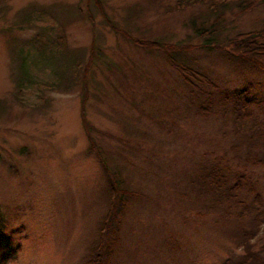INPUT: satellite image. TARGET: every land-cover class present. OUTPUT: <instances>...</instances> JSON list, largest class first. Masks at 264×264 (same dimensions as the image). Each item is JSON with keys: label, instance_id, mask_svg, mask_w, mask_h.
Instances as JSON below:
<instances>
[{"label": "rangeland", "instance_id": "obj_1", "mask_svg": "<svg viewBox=\"0 0 264 264\" xmlns=\"http://www.w3.org/2000/svg\"><path fill=\"white\" fill-rule=\"evenodd\" d=\"M208 1L225 12L219 41L264 27L263 6L246 12L219 6L230 0H0L1 264H88L110 210L106 190L114 168L137 195L125 210L112 264H237L244 258L229 223L203 208L188 178L223 159L264 197V167L245 169L234 157L224 132L232 128V114L223 111L226 93L252 83L247 97L264 121V70L221 43L202 47L189 23L209 14L206 23L214 20ZM38 37L53 52L81 53L70 87L36 85L35 78L55 80L58 62L65 66L61 54L52 53L49 64L43 60ZM19 47L30 76L17 86ZM169 55L207 79L188 82ZM199 106L209 113H199ZM261 259L258 264L264 252Z\"/></svg>", "mask_w": 264, "mask_h": 264}, {"label": "trees", "instance_id": "obj_2", "mask_svg": "<svg viewBox=\"0 0 264 264\" xmlns=\"http://www.w3.org/2000/svg\"><path fill=\"white\" fill-rule=\"evenodd\" d=\"M181 1L193 4L195 0ZM98 3L103 8L102 3L100 1H98ZM209 3L212 6L211 14L214 16V20L208 22V24L206 23V21L211 18L209 14L207 18L202 21L194 17L189 23L194 34L202 39V47L214 50L217 49L221 43V46H225L227 53L230 55L250 64L252 67L264 70V27L247 32H239L229 39L219 41V26L224 22L223 14L225 12L223 9L220 10L216 3ZM260 5L264 7V0H230L226 3L223 2L219 6L226 9L236 8L239 12H246ZM22 16L26 22L30 21L27 15L25 16L23 14ZM124 35L134 37L125 31ZM38 40H40V43L36 42L38 43L36 48L40 55L43 56V60H46L48 63L52 53L56 55L61 54L65 56H63L65 66H61L63 61L58 62L60 67H58L57 70L53 68L51 71L54 72L53 76H56L55 80L51 82L44 80L38 81L37 78H35L33 80L36 82V85L46 84L44 86L49 87L50 90L62 89L66 85L70 87L72 81L75 80L76 73H78V67L80 65L78 59L81 53L77 50L72 51L69 48H64L61 53L59 51L53 52L54 46L51 45L50 49L48 45H46L47 41L41 40L39 37ZM134 41L138 45L140 43L147 45L145 44L147 42H144V40L134 39ZM148 42H150L148 45L149 47L166 48V46L159 41ZM49 43L55 45L54 41ZM59 44H63V41H59ZM181 48L188 49L189 47ZM22 49L21 47H19V50L16 49L17 52L19 51L16 56L20 59L16 76L17 86L24 84L30 76L28 74L29 68L26 65V59L21 56ZM169 57L172 65L181 72L184 79L188 82H192L191 78H199L201 80L207 79L204 73L178 61L172 55H169ZM252 87L253 84L249 83L248 86L237 90L235 94L226 93L223 101V104L226 105L223 111L225 113L229 110L232 114L230 118L233 122L232 128L228 129V127H225L224 132L227 136L231 135L233 141L231 150L234 152L235 158L238 160L241 159V163L243 162V168L245 169V165L250 164L264 167V121H259L257 113L251 107V105L255 104V100L248 99L247 97V92ZM256 103L261 104V101ZM227 105H229V107H227ZM197 111L206 114L209 113V107L199 106ZM83 115L84 126L91 138V148L95 150L97 146L92 136L91 123L86 119L84 111ZM96 151L99 155L103 153V149H96ZM234 157L233 159H235ZM102 162L106 164L105 161ZM223 163L228 165L223 159L203 165L199 172L192 173V176L188 178V182L193 192L197 194V199L202 201L203 208H205L209 214L212 213L214 217H218V222H220V224L229 223V228H227L228 232L238 241V244L245 249L246 253L244 254V258L240 259L237 264H258L263 261L261 255L262 252H264V197L257 191L258 186L253 182L247 183L244 181L245 174H235V172L231 170L232 168L230 165L225 167ZM251 191L253 193V198H251V202L248 203L244 198L251 197ZM106 194L108 200H110V210L102 221H100L98 238L90 245L87 258L88 264H112L114 256L113 247L114 244L116 246L120 240L119 232L125 210L131 199L135 198L137 195L136 192H133V190L129 188L126 179L121 175V171L118 168H114L110 172ZM2 217L3 216L0 215V233L4 232V221ZM3 218L5 220V217ZM5 260L6 257L0 259V264L4 263Z\"/></svg>", "mask_w": 264, "mask_h": 264}]
</instances>
